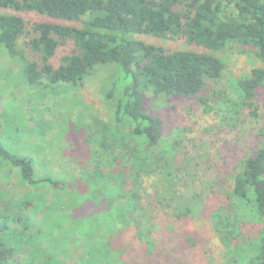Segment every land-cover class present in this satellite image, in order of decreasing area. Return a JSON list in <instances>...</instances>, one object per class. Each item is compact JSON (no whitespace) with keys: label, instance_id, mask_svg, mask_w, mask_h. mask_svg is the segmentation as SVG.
Instances as JSON below:
<instances>
[{"label":"trees","instance_id":"obj_1","mask_svg":"<svg viewBox=\"0 0 264 264\" xmlns=\"http://www.w3.org/2000/svg\"><path fill=\"white\" fill-rule=\"evenodd\" d=\"M0 8L35 12L67 22L85 18L82 28L48 21L34 26L36 36L29 45L42 54V65L31 62L18 50V42L27 31L22 16L0 15V46L24 66L31 85L42 81L46 86L82 85L97 70L114 67L106 93L113 108L114 134L118 138L126 135L146 151L162 144L164 130L162 119L148 112V97L192 99L208 88L215 89L226 71L219 54L231 45L252 52L263 68L254 69L251 79L238 82L236 97L228 100L229 109L237 117L244 111L258 115V90L264 88V0H0ZM136 35L185 37L203 51L167 52L163 47L137 41ZM61 51L65 54L59 59ZM206 103L202 100L207 109ZM190 164L180 153L175 156L172 170L163 173L111 164L107 171L96 168L89 174L81 172L79 179L84 180L88 190L79 191L78 173L77 178L41 180L37 163L12 154L0 144V169L16 171L32 188L50 183L63 192L61 205L56 210L51 204L47 214L52 215L50 224L63 233L62 252L73 242L77 248L86 245L85 256L78 264H184L185 252L195 248L196 239L186 236L176 243L169 233L162 250H158L152 234L155 224H146L151 214L135 216L140 214L136 204L146 181L156 175L157 200L166 213L171 212V218L179 223L203 214V194L188 195L179 187L175 197L169 186L174 166L182 174L189 171ZM225 195L224 206L235 205L237 214L215 223L228 253L240 251L247 264H264V144L245 159ZM100 204L108 206L99 211ZM246 215H253L261 224L253 237L246 233ZM140 219L143 223L139 225ZM146 225L149 232L144 234L139 229ZM7 229L6 219L0 218V262L11 251V240L5 241L2 235ZM134 232L136 238L132 240ZM57 261L49 259L41 264H61Z\"/></svg>","mask_w":264,"mask_h":264},{"label":"rangeland","instance_id":"obj_2","mask_svg":"<svg viewBox=\"0 0 264 264\" xmlns=\"http://www.w3.org/2000/svg\"><path fill=\"white\" fill-rule=\"evenodd\" d=\"M3 14L24 17L27 31L18 42V50L39 65H42V54L29 45L36 36L37 23L48 21L82 28L86 20L67 22L35 12L0 8V15ZM134 39L163 47L167 52L203 51L185 37L164 39L136 35ZM64 54L61 51L59 59ZM219 56L226 64V71L215 89L208 88L192 99L148 97V112L162 119L164 130L162 144L146 151L126 135L118 138L119 135L114 134L113 108L106 99L114 67L97 70L82 85L46 86L45 81L31 85L24 66L0 46V144L12 154L37 163L35 168L41 180L77 178L78 173L79 191L88 190L84 180L79 179L81 172L89 174L96 168L107 171L114 164L116 168L122 165L131 170L163 173L172 170L177 153L185 154L191 162L190 169L180 174L174 166L175 175L169 180V186L175 197L179 187L188 195L203 194L204 213L179 223L171 218V212L166 213L157 200L156 175L146 181L142 196L137 199L136 209L140 214L135 219L151 214V221L147 220L146 224H155L152 234L158 250H162L169 233L176 243L186 236L196 239L195 248L185 252L184 264H247L244 253H228L215 222H225L237 214V207L224 206L226 201L222 198L245 159L264 144V88L258 90L257 116L249 111L233 116L228 103L237 95L238 82L251 79L252 71L263 68V64L252 52L235 45ZM202 100L207 102V109ZM170 148H173L172 153H169ZM62 199L63 192L55 190L50 183L32 188L16 171L7 167L0 169V218L6 219L8 225L2 235L5 241L11 240L9 257L0 264H41L49 259L59 260L61 264H78L80 257L85 256L86 245L77 248L73 242L62 252L63 233L50 224L52 215L47 214L49 206L52 204L57 210ZM107 206L100 204L99 211ZM215 212L224 215L215 217ZM246 217L244 220L249 221L246 233L253 237L259 233L261 224L253 215ZM142 223L140 219L138 224ZM148 225L139 230L147 234ZM134 238L135 232L130 236Z\"/></svg>","mask_w":264,"mask_h":264}]
</instances>
